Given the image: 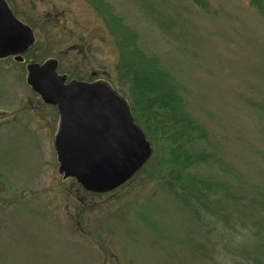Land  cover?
Segmentation results:
<instances>
[{"label":"rangeland","instance_id":"1","mask_svg":"<svg viewBox=\"0 0 264 264\" xmlns=\"http://www.w3.org/2000/svg\"><path fill=\"white\" fill-rule=\"evenodd\" d=\"M5 1L34 42L19 58H0V264H215L223 238L215 235L214 192L196 202L208 230L157 178L165 171L153 161L103 193L86 192L59 170L58 111L31 89L27 66L53 61L69 80L108 77L119 92L118 33L110 27L118 18L183 88L203 124L207 136L197 146L212 157L188 170L211 188L215 177L231 186L223 201L232 224L220 230L244 242L225 247L235 257L257 254L264 235V10L253 0H205L204 9L192 0Z\"/></svg>","mask_w":264,"mask_h":264},{"label":"water","instance_id":"2","mask_svg":"<svg viewBox=\"0 0 264 264\" xmlns=\"http://www.w3.org/2000/svg\"><path fill=\"white\" fill-rule=\"evenodd\" d=\"M34 41L32 29L0 0V58L24 52ZM19 58V57H18ZM27 83L59 115L54 146L59 170L87 191L107 192L126 182L149 159L152 149L134 122L126 100L110 86L65 82L55 63L27 66Z\"/></svg>","mask_w":264,"mask_h":264},{"label":"trees","instance_id":"3","mask_svg":"<svg viewBox=\"0 0 264 264\" xmlns=\"http://www.w3.org/2000/svg\"><path fill=\"white\" fill-rule=\"evenodd\" d=\"M192 1L203 9L207 7L205 0ZM252 4L259 10H264L262 0H253ZM121 23L120 18L115 25L111 26L109 23L112 32L118 33L119 58L114 66L116 79L119 81L117 86L129 105L135 123L142 129L151 147L153 146L152 154L145 165L153 161L156 169L164 168V174H155L157 178L161 179L174 196L182 200L208 230L213 228L208 222L205 223L207 218L200 212L196 202L203 205L204 197L206 199L214 192L215 235L223 238L220 235V226L229 228V223L232 224V213L223 201V196L231 194V186L215 177V186L211 188L207 180L192 175L188 170L194 163L212 157L210 152L197 146L207 136L203 124L189 111L182 96L183 88L158 65L155 58L147 57L139 50L135 43V32ZM104 82L111 86L115 84L108 77ZM158 142L163 143L162 155L156 154ZM220 162L221 158L215 153V163ZM224 171L229 172L227 169ZM227 233L232 234L228 231L225 234ZM256 235L259 236V232ZM259 240V249L254 248L259 250L257 254L251 257L244 253L238 254L235 264H264V235L261 234Z\"/></svg>","mask_w":264,"mask_h":264},{"label":"clouds","instance_id":"4","mask_svg":"<svg viewBox=\"0 0 264 264\" xmlns=\"http://www.w3.org/2000/svg\"><path fill=\"white\" fill-rule=\"evenodd\" d=\"M225 233L226 230H220V235L223 236V239L213 256L215 264H235L236 257L232 252L227 250L225 245L231 248H236L244 242V238L241 235Z\"/></svg>","mask_w":264,"mask_h":264},{"label":"flooded vegetation","instance_id":"5","mask_svg":"<svg viewBox=\"0 0 264 264\" xmlns=\"http://www.w3.org/2000/svg\"><path fill=\"white\" fill-rule=\"evenodd\" d=\"M56 67H57V65H56ZM61 74H64V73H61ZM71 80V79H70ZM77 80V79H76ZM69 81V79L67 78V75H66V81L65 82H68ZM83 82H86V83H93V82H101V79H97V78H94V79H89V80H87V81H83Z\"/></svg>","mask_w":264,"mask_h":264}]
</instances>
